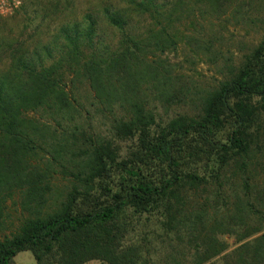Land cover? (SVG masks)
Segmentation results:
<instances>
[{
  "label": "trees",
  "instance_id": "16d2710c",
  "mask_svg": "<svg viewBox=\"0 0 264 264\" xmlns=\"http://www.w3.org/2000/svg\"><path fill=\"white\" fill-rule=\"evenodd\" d=\"M185 2L130 0L126 7L105 9L110 25L121 32L119 44L109 45L114 50L96 46L99 33L92 15L87 16L84 32L78 26L58 30L56 57L51 43L28 48L24 40L0 30V264H12L19 252L27 250L42 264L56 248L61 264H81L87 259L129 264L128 257L119 255L117 244L126 228L120 217L128 210L140 216L158 213L169 243L194 251L200 259L195 264H215L216 257L247 259L244 249L250 243L228 252L219 234L203 229L210 221L203 211L222 203L231 211L233 202L225 191L233 192L240 184L235 217L243 219L245 212H254L250 195L256 179L250 169L254 170L255 160L264 158V36L239 66H231L228 75L206 92L197 114H179L154 127L155 115L139 95V73L154 71V81L167 86L170 76L161 73L160 56L176 49L178 41L164 20L170 23L181 14ZM135 13L149 21V32L139 34V27L130 25ZM4 20L0 15V22ZM83 36L94 50L84 49ZM147 47L154 51L146 52ZM67 62H77L79 67L69 72L64 69ZM144 65L148 71L141 69ZM77 77L97 95L107 97L112 131L134 145L129 159L121 163V148L112 141L85 139V165L71 174L78 184L58 208L43 212L56 174H69L58 136L70 127L62 119L82 113ZM68 79L73 82L70 87ZM110 98L114 101L109 102ZM81 135L86 136L84 131ZM79 141L77 136L74 145ZM115 166L123 171L120 185L106 186L101 192L96 181ZM197 189L214 196L194 195ZM16 197L23 208L35 204L38 209L28 214L23 209L18 224L6 231L2 223L8 201L15 204ZM226 215L231 220L223 213L217 221H226ZM226 225L222 233L234 234L236 224ZM197 238L201 242L193 245ZM258 242L264 262V233Z\"/></svg>",
  "mask_w": 264,
  "mask_h": 264
},
{
  "label": "rangeland",
  "instance_id": "374dc122",
  "mask_svg": "<svg viewBox=\"0 0 264 264\" xmlns=\"http://www.w3.org/2000/svg\"><path fill=\"white\" fill-rule=\"evenodd\" d=\"M29 1L19 11L4 15L5 20L0 22V30L10 38H20L27 43L28 48L35 45L51 43L54 47L55 57L58 56L59 38L56 41V34L62 26H78L79 31L84 32L89 20L88 15L96 21V31L99 36L95 38L97 47L106 49L110 46L115 48L119 44L121 32L110 25L105 17V9L115 10L121 6H127L130 0H27ZM26 1V2H27ZM2 23V24H1ZM137 25L139 34L149 32L151 25L149 21L139 18V13L134 14L130 25ZM165 25L172 26L174 35L178 41L176 49L171 48L162 54L161 62L163 68L161 73L170 76L167 86L158 84L154 80L157 74L148 71L147 66L142 70L147 73H139V95L149 110L155 115V125L165 123L170 118L185 113L197 114L202 104V98L211 88L215 87L218 79L228 75L231 66H239L246 55L260 43L264 36V0H186L182 7V13L177 14L170 23L164 20ZM98 40V41H97ZM83 44L87 45L86 50H94L88 47L86 36L82 37ZM110 45V46H109ZM110 47L111 49H113ZM114 50V49H113ZM154 51L147 47L146 52ZM64 69L71 72L79 67L77 62H67ZM139 69V70H141ZM141 70V71H142ZM73 77V76H71ZM73 80V79H72ZM73 83L68 79V87ZM75 87L78 91V99L81 104V115H68L62 119V123L69 125L64 131H60L58 140L63 145L59 148L64 162L68 164L69 174L59 171L53 180V188L46 199L43 212L53 211L67 200L69 192L75 187L74 176L71 174L85 165L88 145L85 139L107 138L114 145L121 148L118 162H125L129 159V151L133 148L131 140L119 139L115 136L111 113L108 111V99L104 95H97L87 82L77 77ZM114 101L110 98L109 102ZM105 105H102V103ZM119 104V101H116ZM101 104V105H100ZM105 109V110H104ZM31 116H39V113H30ZM58 119V116H56ZM61 117V116H60ZM62 118V117H61ZM56 123V121H54ZM75 123L78 124L76 127ZM153 127V128H154ZM77 129V130H76ZM156 129V128H154ZM52 131V129H51ZM85 132L84 137L82 132ZM50 134L46 136L49 137ZM80 138L79 143L74 145ZM261 164V165H260ZM254 177L250 199L255 205L253 214L244 213L243 219L236 216L237 207L235 202L240 195L242 186L239 184L233 187V192H226L229 201L233 202L231 211L223 208V203L217 208L204 210V214L210 220L205 231L219 234L221 241L228 246V252L244 243H250L244 249L246 260L238 262L237 257L221 260L216 257L215 264H264L262 254L259 250L258 238L264 233V158L255 160L254 170L250 169ZM108 175L96 181L95 187L104 192L106 186L120 185L123 171L120 166L112 168ZM238 180H236V183ZM82 189L83 186L81 187ZM203 190V186L200 187ZM18 188L16 187V190ZM197 189L194 195L204 196L210 192ZM19 191V189H18ZM192 195L191 198L195 196ZM196 198V197H195ZM236 199V200H235ZM202 200V199H201ZM195 202V199H193ZM203 202V201H202ZM239 203V202H238ZM229 207V208H231ZM25 213L36 212L35 204L23 208L21 200L17 199L13 204L8 201L6 218L2 227L9 231L18 224V218ZM224 210V211H223ZM21 213V214H20ZM226 215L223 222H218L221 214ZM158 213L142 216L128 210L120 217L124 224L125 233L119 235V255L126 256L129 264H195L197 260L194 251L177 247L169 243V237L159 226ZM227 222L236 224L234 234L222 233L228 226ZM9 229V230H8ZM244 237V238H243ZM166 240V241H164ZM199 238L193 245L199 244ZM125 259V258H124ZM210 262V261H209ZM207 262L206 264H210ZM12 264H37L32 251L19 252L12 261ZM42 264H61V255L56 248L48 253ZM81 264H110L100 259H87Z\"/></svg>",
  "mask_w": 264,
  "mask_h": 264
},
{
  "label": "built area",
  "instance_id": "2783aa9c",
  "mask_svg": "<svg viewBox=\"0 0 264 264\" xmlns=\"http://www.w3.org/2000/svg\"><path fill=\"white\" fill-rule=\"evenodd\" d=\"M27 0H0V15H8L19 10Z\"/></svg>",
  "mask_w": 264,
  "mask_h": 264
}]
</instances>
